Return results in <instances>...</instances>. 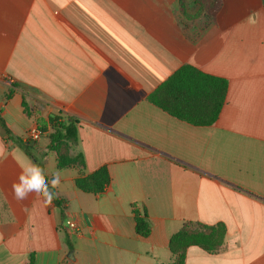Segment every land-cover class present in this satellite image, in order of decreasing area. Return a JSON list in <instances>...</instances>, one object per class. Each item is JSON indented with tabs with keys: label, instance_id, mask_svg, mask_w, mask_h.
Returning <instances> with one entry per match:
<instances>
[{
	"label": "crops",
	"instance_id": "obj_1",
	"mask_svg": "<svg viewBox=\"0 0 264 264\" xmlns=\"http://www.w3.org/2000/svg\"><path fill=\"white\" fill-rule=\"evenodd\" d=\"M185 64L228 81L212 125L148 100ZM0 115V264H175L170 239L189 222L227 233L185 264H264V0H0ZM56 116L78 120L85 170L58 167ZM33 165L60 206L14 198ZM101 167L104 192L77 187Z\"/></svg>",
	"mask_w": 264,
	"mask_h": 264
},
{
	"label": "trees",
	"instance_id": "obj_2",
	"mask_svg": "<svg viewBox=\"0 0 264 264\" xmlns=\"http://www.w3.org/2000/svg\"><path fill=\"white\" fill-rule=\"evenodd\" d=\"M227 90V79L207 74L190 64H185L169 76L148 100L182 121L196 126H209L218 119ZM0 123L9 133L1 115ZM77 126L78 120L74 117H69L66 122L58 116L50 119L52 129L49 134L50 144L52 147L61 146V152L58 153L60 169L69 166H76L81 170L86 168L83 154L77 152L75 148L78 140ZM110 181L108 169L101 167L90 174L78 177L76 185L86 193L98 194L106 190ZM52 201L57 202L58 206L62 204L56 196H53ZM135 220L136 232L142 237H147L151 230L147 212L145 210L142 214L136 212ZM195 225L197 228L193 229V223H185L181 230L171 237L169 247L177 259L175 264H185L186 250L190 246H198L210 254L223 251L227 233L224 223Z\"/></svg>",
	"mask_w": 264,
	"mask_h": 264
},
{
	"label": "clouds",
	"instance_id": "obj_3",
	"mask_svg": "<svg viewBox=\"0 0 264 264\" xmlns=\"http://www.w3.org/2000/svg\"><path fill=\"white\" fill-rule=\"evenodd\" d=\"M50 183L52 186L58 185L60 183L59 175H54ZM12 192L17 201H22L31 195L43 197L46 204L51 203L54 196V193L49 190V183L45 181L44 174L37 165L31 166L18 177V182L13 184Z\"/></svg>",
	"mask_w": 264,
	"mask_h": 264
},
{
	"label": "built area",
	"instance_id": "obj_4",
	"mask_svg": "<svg viewBox=\"0 0 264 264\" xmlns=\"http://www.w3.org/2000/svg\"><path fill=\"white\" fill-rule=\"evenodd\" d=\"M41 134H42V131L36 127L31 128L27 133L28 138H31L33 140H36L39 136H41ZM63 224L69 231H72V232H78L80 229L77 220L70 216L65 218Z\"/></svg>",
	"mask_w": 264,
	"mask_h": 264
},
{
	"label": "rangeland",
	"instance_id": "obj_5",
	"mask_svg": "<svg viewBox=\"0 0 264 264\" xmlns=\"http://www.w3.org/2000/svg\"><path fill=\"white\" fill-rule=\"evenodd\" d=\"M199 16H200V15H199ZM190 17H194V16L191 15ZM190 17H189V18H190Z\"/></svg>",
	"mask_w": 264,
	"mask_h": 264
},
{
	"label": "water",
	"instance_id": "obj_6",
	"mask_svg": "<svg viewBox=\"0 0 264 264\" xmlns=\"http://www.w3.org/2000/svg\"><path fill=\"white\" fill-rule=\"evenodd\" d=\"M33 144V143H32Z\"/></svg>",
	"mask_w": 264,
	"mask_h": 264
}]
</instances>
